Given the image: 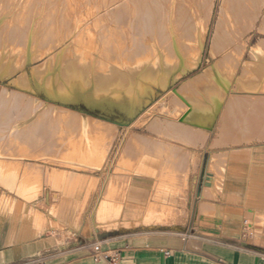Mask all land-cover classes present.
<instances>
[{
    "label": "crops",
    "instance_id": "0c3cea01",
    "mask_svg": "<svg viewBox=\"0 0 264 264\" xmlns=\"http://www.w3.org/2000/svg\"><path fill=\"white\" fill-rule=\"evenodd\" d=\"M70 113L74 127L82 116L81 130L116 123L84 108ZM244 115L174 122L172 137L156 144L155 165L141 159L139 173L108 179L69 132L35 143L78 152L56 163L6 155L20 144L0 129V264H264V113ZM115 177L129 179L119 219L98 213L118 200L107 190Z\"/></svg>",
    "mask_w": 264,
    "mask_h": 264
},
{
    "label": "rangeland",
    "instance_id": "374dc122",
    "mask_svg": "<svg viewBox=\"0 0 264 264\" xmlns=\"http://www.w3.org/2000/svg\"><path fill=\"white\" fill-rule=\"evenodd\" d=\"M39 2L36 12L30 7L27 17L26 10L4 7L0 0V129H4L6 142L20 144L19 150L6 155L21 161L61 163L62 158L72 159L77 157L76 150L61 156L60 152L35 149V143L60 141L69 132L68 142L83 143L86 160L99 157L97 168L108 179L111 174L139 173L141 159L155 165L156 144L172 137L174 122H190L188 117L200 113L212 117L211 122L222 110L243 121L244 114H252L255 108L264 111V0L256 2V27L245 34L246 42L256 44L254 49L241 44L219 48L224 42L222 25L228 0H215L201 56L188 48L172 63L160 64L149 77L145 74L140 79L135 76L146 71L152 49L144 42V33L132 34L123 28L127 11H121V21L112 6L114 0ZM214 43L219 53L212 51ZM217 76L227 85L219 83ZM83 108L116 123L92 121L83 123L81 130V116L79 126H72L67 121L70 110ZM39 122L47 124V129L35 130ZM133 137L136 140L125 153L126 143ZM113 179L123 185L129 181Z\"/></svg>",
    "mask_w": 264,
    "mask_h": 264
},
{
    "label": "bare ground",
    "instance_id": "6f19581e",
    "mask_svg": "<svg viewBox=\"0 0 264 264\" xmlns=\"http://www.w3.org/2000/svg\"><path fill=\"white\" fill-rule=\"evenodd\" d=\"M39 1L40 0H3V5H4V7L7 5L10 8H14V9L16 8L18 11L20 9L22 13L25 12V10H26V12L24 13V16L26 15L28 17L30 14V7H33L34 12H36V10H35L36 4ZM214 1L215 0H145V1L144 0L143 1L142 0H114L112 6H114L113 8H114L115 14L117 16H119L121 14L122 10L127 11V13H125V15H128V16H124L125 17L124 20L127 19L125 22L127 26L125 27L123 25V28L124 29L127 28L129 31L132 32V34L135 32L136 33H138V32L144 33V35L146 36V40L145 41L143 40V41L144 42L147 41L146 43L149 45L150 50L152 49V53L150 55L151 61L149 63H146L147 64L146 71L135 76V77L136 78L139 77V79H140L141 77L142 78L145 77L144 76L145 74H148V77H149V74H151L152 72H154V70H156L155 67H157L160 64L161 65L162 64L163 65L164 64H170V62L175 59L176 55L181 54L186 49L188 50V48L193 49L192 51H195L196 55L201 56V54L203 53V50H204L206 37L208 35L209 24L211 22L212 15H213ZM258 1L259 0H228L227 6L225 7L226 12L224 13L223 25H222V31L224 33V42L219 48L225 49V48H230L233 46L239 47V46H237L238 44H241V47H245V48L251 47L254 49L256 47V44L250 45V42H246L244 39H245V34L247 32H249V33L252 32L254 30V28L256 27V2H258ZM45 3H46V1H45ZM113 8H111V9H113ZM133 9L135 11H137V14H132V12L134 13ZM124 11H122V13H124ZM43 13H41V14L43 15ZM47 13H49V12H47ZM112 13H113V11H112ZM38 15H39V13H38ZM53 15H55V14H53ZM117 16H116V18L122 17L121 15L119 17H117ZM47 17H48V15H47ZM120 18H119V21H120ZM121 21H122V18H121ZM262 25L264 26V21H263ZM118 27H120V26H118ZM121 27H120V29H121ZM137 35H140V34H136V36ZM137 37H139V36H137ZM141 39H142V37H141ZM137 42H139V41L137 40ZM134 47H135V45H134ZM219 48H217L216 43H214L212 46V51L213 52L216 51L217 53H219L218 52V50H220ZM191 49L187 52L188 53L191 52ZM191 53H189V54H191ZM130 54H132V53H128V55H130ZM137 55H135V56H137ZM192 55H194V53ZM139 56H137V57H139ZM131 57H133V56L131 55ZM137 60H141V59L137 58L136 61ZM125 61H130V60H125ZM136 61H134V64L136 63ZM2 63H3V60L0 61V64H2ZM132 64L133 63L129 64V66H132ZM9 65H11V64H9ZM19 66H21V65H19ZM135 67H136V65H135ZM211 73H213V72H211ZM8 75H9V73H8ZM10 77H12V76H10ZM204 78H205V75H204ZM148 79H149L148 80L149 82H152L150 80V78H148ZM136 80H138V79H136ZM207 80H209V78H207ZM217 80L219 83H221L223 85L226 84V83H224V80L220 76H217ZM148 81H147V83H148ZM200 81H201V77H200ZM144 82H145V79H144ZM208 82L209 81H207V83ZM205 83H206V81H205ZM213 83H215V82H213ZM203 85H204V83H203ZM211 85H212V83H211ZM144 86L145 85H143V87ZM218 87H219V85H218ZM139 88H141V87H139ZM148 88L149 87H147V92L150 89V88L149 89ZM142 89H144V88H141V90ZM201 90H203V89H201ZM196 93L198 94V92H196ZM223 94H225V93H223ZM200 96H201V94H200ZM130 112H134V111L130 110ZM261 112L264 113V111H261ZM227 113H225V115H227ZM156 124H155V126H156ZM28 125H27V127H28ZM256 125H258V124H256ZM30 126H32V125H30ZM46 126L48 127V125L45 124L44 122L43 123L39 122V123L35 124L34 128H35V130H38V131L42 130L43 131V130L47 129ZM260 126H262V125H260ZM260 126H258V127H260ZM261 129H260V131L262 132ZM262 133L264 134V131ZM259 134H260V132H259ZM134 139H135L134 137L128 139V142L126 143V147L124 149L125 153L127 150L130 149V146H132ZM127 185H128V183H124V185H123V184H120V182L115 181L113 178H111L108 181L107 190L110 193H115L118 200L116 203L115 202L110 203L107 200L102 202L100 209L98 208L99 212L97 211L100 215H102V217L108 213L112 214L114 216V218L115 217L118 218L120 216V214L122 212L121 211V209H122V198H123L124 193L126 191ZM153 217L154 216H152V218ZM147 219H151V218L147 217ZM173 219H175V218H173ZM173 219L171 218V220H173ZM118 221H120V220H118ZM109 222H111V220ZM101 224H102V222H101ZM104 226H106V225H104Z\"/></svg>",
    "mask_w": 264,
    "mask_h": 264
},
{
    "label": "built area",
    "instance_id": "2783aa9c",
    "mask_svg": "<svg viewBox=\"0 0 264 264\" xmlns=\"http://www.w3.org/2000/svg\"><path fill=\"white\" fill-rule=\"evenodd\" d=\"M167 254H169V253H167ZM118 253H114V254H112L111 256H110V258H111V260L113 261V262H116L117 260H118Z\"/></svg>",
    "mask_w": 264,
    "mask_h": 264
}]
</instances>
